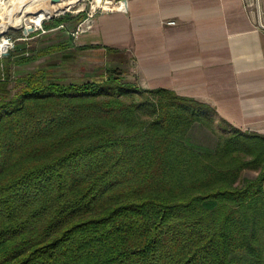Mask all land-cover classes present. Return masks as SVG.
Returning a JSON list of instances; mask_svg holds the SVG:
<instances>
[{
  "label": "trees",
  "instance_id": "trees-1",
  "mask_svg": "<svg viewBox=\"0 0 264 264\" xmlns=\"http://www.w3.org/2000/svg\"><path fill=\"white\" fill-rule=\"evenodd\" d=\"M11 56L0 59V264H264L263 135L142 89L120 65L77 84L27 72L13 93Z\"/></svg>",
  "mask_w": 264,
  "mask_h": 264
},
{
  "label": "crops",
  "instance_id": "crops-1",
  "mask_svg": "<svg viewBox=\"0 0 264 264\" xmlns=\"http://www.w3.org/2000/svg\"><path fill=\"white\" fill-rule=\"evenodd\" d=\"M73 40L105 61L116 62L107 49L124 51L140 88L194 99L264 136V0H126V12L98 15Z\"/></svg>",
  "mask_w": 264,
  "mask_h": 264
},
{
  "label": "rangeland",
  "instance_id": "rangeland-1",
  "mask_svg": "<svg viewBox=\"0 0 264 264\" xmlns=\"http://www.w3.org/2000/svg\"><path fill=\"white\" fill-rule=\"evenodd\" d=\"M92 1L67 0L65 2H59L58 4L61 5L67 4L69 8L57 14H50L48 16L50 18H44L41 21L63 19V24L50 30H46L43 27L44 25L40 24L38 27H31L33 30L28 34H24L23 28L21 27L11 25L5 27L4 22L6 18H0V41L4 40L8 43L5 52L0 54V59L7 57L9 53L12 54V67L15 71L12 74L13 82L11 84L13 93L19 90L22 85L21 79L27 72L37 70H43V75H47L49 81L63 84H77L91 80L95 75L97 76L100 73L105 74L106 71L108 73L113 67L120 65L118 68L124 72V74L121 72L124 77L131 82L135 81L129 73L127 64H119L121 55H108V58L115 59L116 62H113L112 60L105 61L97 58L96 52H93L89 56H82L83 54H80L78 49H71L74 46L75 40H73L74 37L70 35V32L85 18L84 12L77 13V11L82 8L89 10ZM5 2H7L6 5L8 8H11L14 0L13 2L5 0ZM56 5L51 4V1L45 4L51 10ZM0 12L2 14L4 10L0 9ZM215 123L217 124L219 121L216 119ZM202 132L205 133L204 131ZM199 135L198 133V137ZM206 140L214 142V138L212 139L208 135ZM246 176L253 178L255 174L247 173Z\"/></svg>",
  "mask_w": 264,
  "mask_h": 264
},
{
  "label": "bare ground",
  "instance_id": "bare-ground-1",
  "mask_svg": "<svg viewBox=\"0 0 264 264\" xmlns=\"http://www.w3.org/2000/svg\"><path fill=\"white\" fill-rule=\"evenodd\" d=\"M8 1L13 2V0ZM50 1L51 0H14L12 7L8 8L6 5L7 2H5V0H0V9L4 10V12L0 14V18H6V21L4 22L5 27L11 25L23 29L25 28L27 30L31 27H38L42 24L41 21L44 18H47L50 14H57L69 8L67 4H58L59 2H65L67 0H59L54 9L51 10L45 6V4ZM98 1L99 0H95V3ZM7 44L8 43L4 40L0 41V54L5 52Z\"/></svg>",
  "mask_w": 264,
  "mask_h": 264
},
{
  "label": "built area",
  "instance_id": "built-area-1",
  "mask_svg": "<svg viewBox=\"0 0 264 264\" xmlns=\"http://www.w3.org/2000/svg\"><path fill=\"white\" fill-rule=\"evenodd\" d=\"M93 3H95V0L90 3L89 10L82 8L77 11V13L84 12L85 18L76 25L73 31L70 32L72 37L76 38L78 35L90 31L97 15L114 12H126V0H99L97 3ZM168 24L173 25L174 23L169 22Z\"/></svg>",
  "mask_w": 264,
  "mask_h": 264
},
{
  "label": "water",
  "instance_id": "water-1",
  "mask_svg": "<svg viewBox=\"0 0 264 264\" xmlns=\"http://www.w3.org/2000/svg\"><path fill=\"white\" fill-rule=\"evenodd\" d=\"M59 2V0H51V4H56V3H58ZM47 18H50V17H47ZM33 29H31V28H29L28 30L27 29H23V33L24 34H28L29 32H31Z\"/></svg>",
  "mask_w": 264,
  "mask_h": 264
}]
</instances>
